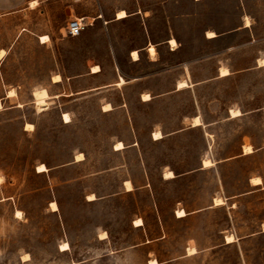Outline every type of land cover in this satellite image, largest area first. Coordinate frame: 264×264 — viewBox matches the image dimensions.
<instances>
[{
  "label": "rangeland",
  "instance_id": "374dc122",
  "mask_svg": "<svg viewBox=\"0 0 264 264\" xmlns=\"http://www.w3.org/2000/svg\"><path fill=\"white\" fill-rule=\"evenodd\" d=\"M40 1L0 17V264H264V0Z\"/></svg>",
  "mask_w": 264,
  "mask_h": 264
},
{
  "label": "bare ground",
  "instance_id": "6f19581e",
  "mask_svg": "<svg viewBox=\"0 0 264 264\" xmlns=\"http://www.w3.org/2000/svg\"><path fill=\"white\" fill-rule=\"evenodd\" d=\"M36 4H37V1H31V5H32V6H35ZM126 16H128V12H127L125 9H120V10L117 12V18H124V17H126ZM246 22H247V23H246V26H248V25L250 24V20H249L248 17L246 18ZM215 35H216V33H215L214 31H209V32H208V36H209V37H212V36H215ZM41 39H42L43 42H45V41H48L50 38H49L48 35H45V36H42ZM170 44H171L173 47H175V46H177L178 43H177V41H176L175 38H171V39H170ZM148 51H149V53L151 54V56H153V58H155V55H156V48H155L154 44L151 43V44L148 46ZM5 53H6V50H5V49H0V57H3V56L5 55ZM132 56H133L134 59H137L138 56H139L138 50H133V51H132ZM262 61H264V59H263ZM262 61H261V62H262ZM92 70H93V72H97V71L100 70V66H99L98 64H95V65L93 66ZM229 73H230V71H229L228 69H226V68H223V69L220 71V75H221V76L228 75ZM56 78H59V79H56ZM61 79H62V77H61L60 74H56V75L53 77V80H54V81H60ZM116 83H117V84H123V83H125V79L121 76V77H120V80H119L118 82H116ZM184 86H187V83H186L185 81H180V82L178 83V88H182V87H184ZM15 93H17L15 90H11V91L9 92V96H10V95H14ZM33 95H34V97H35V104L37 105V107H38L39 109L42 108L43 106L47 105V102H48V99H49L50 95H49V93H48V91H47L46 88L43 87V88H39V89L34 90V91H33ZM144 97H145L146 99H149V98H150V95H149V94H144ZM18 105H19V106H22L23 104H22V103H19ZM0 108H2V102H1V100H0ZM110 108H111V104H110V103H106V104L104 105V109H110ZM235 111H239V113L241 114V111H240L239 109L232 110V113L235 112ZM63 120H64L65 122H69V121L71 120V116H70V114H69L68 112H64V113H63ZM201 124H203V123H202V120H201L200 116H195V118H194V122H193V125H201ZM33 126H34V125H33L32 123H27V124H26V128H27V129H28V128L31 129V128H33ZM162 136H163V134H162L160 131H156V132L154 133V138H155V139L161 138ZM124 147H125L124 143H123L122 141H118L117 144H116V148H115V149H122V148H124ZM253 151H254V149L252 148V146H250V145H246V146H244V153H251V152H253ZM84 157H85V156H84V154H83L82 152H78V153L76 154V160H82V159H84ZM211 163H212V161H211L210 159H205V160L203 161V165H204L205 167L211 165ZM47 170H48V167H47L44 163H40V164L37 166V171H38V172H44V171H47ZM166 176H167V177H173V176H174L173 171H172V170H168V171L166 172ZM3 178H4V177H3ZM262 182H263V181H262V178H261L260 176H255V177H252V178H251V183L254 184V185H259V184H261ZM126 187H127V190H131V189H133V185H132V183H131L130 180H127V181H126ZM95 198H96V196H95L94 193L88 194V199H89V200H93V199H95ZM222 203H223V199H222V198H216V199H215V204H216V205H218V204H222ZM53 205H55V208L52 207ZM50 206H51V209H52L53 211H56V210L59 209V206H58V204H57L56 201H51ZM181 213H182V215H181ZM16 214H18V215H22L21 210H20V211L18 210ZM186 214H187V212H186L184 209H178V210H177V215H178V216H184V215H186ZM136 224H137V225L142 224V219H137V220H136ZM106 236H107V235H106ZM227 240H228V242H231V241L234 240V237L231 236V235H229V236H227ZM65 245H67V248H66V249L64 248ZM69 248H70V244H69V242L64 241V242L61 244V250H67V249H69ZM195 252H196V249H195L194 247H193V248H189V250H188V254H189V255L194 254ZM28 256H29V254L26 253L24 257H28ZM150 264H159V263H158L157 260L153 259V260L150 261Z\"/></svg>",
  "mask_w": 264,
  "mask_h": 264
},
{
  "label": "crops",
  "instance_id": "0c3cea01",
  "mask_svg": "<svg viewBox=\"0 0 264 264\" xmlns=\"http://www.w3.org/2000/svg\"><path fill=\"white\" fill-rule=\"evenodd\" d=\"M31 1H37V4L35 5V6H32L31 5ZM196 1H199V0H196ZM41 1L40 0H0V17H2V16H7V15H12V14H16V13H20V12H22V11H24V10H33V9H35L36 8V6L37 5H39V4H41L40 3ZM128 16H129V14H128ZM128 16H126V17H128ZM75 17H82V16H75ZM126 17H124V18H126ZM114 18L115 19H123V18H117V13H115V16H114ZM246 26V25H245ZM50 30H51V27L50 26H44V27H42V29H39V31H37L36 33H34V34H36L37 35V37H38V40H39V42L41 43V44H44V45H47V46H51V44H52V42H53V40H52V37H51V34H50ZM209 32V31H208ZM215 32V31H214ZM216 33V35L215 36H212V37H209V38H215V37H218L219 35H218V33L217 32H215ZM45 35H48L49 36V40L48 41H45V42H43L42 41V36H45ZM174 38H175V36H173ZM172 38V37H171ZM170 38V39H171ZM170 39H169V42H170ZM176 39V38H175ZM177 41V40H176ZM151 44V43H150ZM149 44V45H150ZM153 44V43H152ZM148 45V46H149ZM148 46H147V49H148ZM155 46V45H154ZM156 48V47H155ZM0 49H5V48H0ZM6 50V49H5ZM134 50H137V49H134ZM133 51V50H132ZM138 53H139V50H138ZM7 54V50H6V53H5V55ZM4 55V56H5ZM3 56V57H4ZM3 57H0V59L1 58H3ZM94 66V65H93ZM221 68V67H220ZM100 70H101V68H100ZM99 70V71H100ZM99 71H97V72H99ZM96 73V72H95ZM230 74H231V72H230ZM229 75V74H228ZM126 77L125 75H119V77ZM218 76L219 77H222L221 75H220V71H219V74H218ZM225 76H227V75H225ZM62 80V79H61ZM54 81V80H53ZM55 82H58V81H55ZM125 82H126V80H125ZM47 89V88H46ZM178 89H180V88H178ZM47 91H48V89H47ZM49 93V92H48ZM2 102V101H1ZM195 117V116H194ZM237 117V116H236ZM194 119V118H193ZM203 122V121H202ZM198 126H207V124L205 123V122H203V124H201V125H193V123H192V127H198ZM207 134H209L208 132H207ZM164 136H162L161 138H163ZM155 139V138H154ZM159 139V138H158ZM125 148V147H124ZM116 150H119V149H116ZM254 152V151H253ZM244 153V151L243 152H240L239 154H236V155H233V156H230V157H228V158H224V159H229V158H236V157H238V156H240V155H242ZM204 167V166H203ZM173 171V170H172ZM174 173V172H173ZM183 174H186V173H178V172H175L174 173V176H173V178H178V177H180V176H182ZM169 178V177H168ZM127 181V180H126ZM132 183V182H131ZM133 185V184H132ZM131 190H133V189H131ZM183 209V208H182ZM186 211V210H185ZM187 212V211H186ZM188 215V212H187V214L186 215H184V216H187ZM179 217H183V216H179ZM138 226H140V225H138Z\"/></svg>",
  "mask_w": 264,
  "mask_h": 264
},
{
  "label": "built area",
  "instance_id": "2783aa9c",
  "mask_svg": "<svg viewBox=\"0 0 264 264\" xmlns=\"http://www.w3.org/2000/svg\"><path fill=\"white\" fill-rule=\"evenodd\" d=\"M86 24L84 17H74L67 22V33L70 36H78Z\"/></svg>",
  "mask_w": 264,
  "mask_h": 264
},
{
  "label": "snow or ice",
  "instance_id": "6c2138e0",
  "mask_svg": "<svg viewBox=\"0 0 264 264\" xmlns=\"http://www.w3.org/2000/svg\"><path fill=\"white\" fill-rule=\"evenodd\" d=\"M56 79H59V78H56ZM232 114H233L234 116H238L240 113H239V111H235V112H233ZM52 207L55 208V205H53ZM181 215H182V213H181Z\"/></svg>",
  "mask_w": 264,
  "mask_h": 264
},
{
  "label": "clouds",
  "instance_id": "9594fccd",
  "mask_svg": "<svg viewBox=\"0 0 264 264\" xmlns=\"http://www.w3.org/2000/svg\"><path fill=\"white\" fill-rule=\"evenodd\" d=\"M0 180H2V177H0ZM64 248L66 249L67 248V245H65Z\"/></svg>",
  "mask_w": 264,
  "mask_h": 264
}]
</instances>
